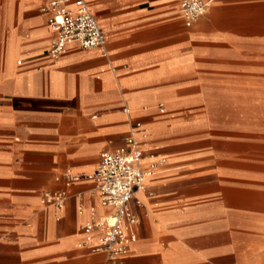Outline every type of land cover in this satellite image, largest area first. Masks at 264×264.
Instances as JSON below:
<instances>
[{"label": "crops", "instance_id": "1", "mask_svg": "<svg viewBox=\"0 0 264 264\" xmlns=\"http://www.w3.org/2000/svg\"><path fill=\"white\" fill-rule=\"evenodd\" d=\"M47 1L0 0V264L105 262L79 245L91 208L107 211L89 175L134 122L166 161L131 200L123 264H261L264 0H207L192 25L181 0H87L107 55L72 42L56 59ZM210 98L233 117L194 137L186 115ZM68 170L80 179H57ZM55 189L62 210L41 202Z\"/></svg>", "mask_w": 264, "mask_h": 264}, {"label": "built area", "instance_id": "2", "mask_svg": "<svg viewBox=\"0 0 264 264\" xmlns=\"http://www.w3.org/2000/svg\"><path fill=\"white\" fill-rule=\"evenodd\" d=\"M208 5L207 0H181L180 11L187 25H192L203 16ZM42 11L48 13L49 26L55 31L48 49L51 58L56 59L66 53L72 42L79 43L85 49L99 48L107 55L106 31L87 0H48L42 6ZM125 110L129 112L128 107ZM126 141L127 147L103 151L97 169L89 175L95 179L107 211L99 213L96 207L91 208V217L82 225L85 237L79 245L105 253L103 264H123V257L138 237L132 229L138 218L131 208V200L147 187V178L157 173L166 161L149 146V131L141 122L132 124ZM146 158L150 159L148 163L145 162ZM61 178L67 184L80 179L69 170L57 176V179ZM68 197L66 189L47 190L41 202L62 210Z\"/></svg>", "mask_w": 264, "mask_h": 264}, {"label": "rangeland", "instance_id": "3", "mask_svg": "<svg viewBox=\"0 0 264 264\" xmlns=\"http://www.w3.org/2000/svg\"><path fill=\"white\" fill-rule=\"evenodd\" d=\"M228 99H205V102L201 107H197L193 110L192 113L187 114L188 118L193 117L195 119V125L192 126L194 130H191V133L194 137L197 138H204L207 135H214L216 132V123H225L227 122L230 117H233L231 114L227 113H216L214 110L216 109L217 105H226ZM252 102L257 105L258 99H252ZM239 117L245 116L248 122H258L259 114L258 113H250V114H240L237 115ZM264 264V260L261 262Z\"/></svg>", "mask_w": 264, "mask_h": 264}]
</instances>
